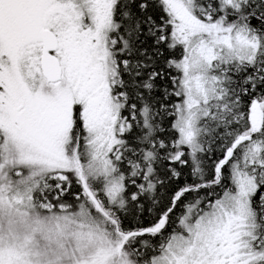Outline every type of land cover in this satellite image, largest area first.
Segmentation results:
<instances>
[{
  "label": "snow or ice",
  "instance_id": "6c2138e0",
  "mask_svg": "<svg viewBox=\"0 0 264 264\" xmlns=\"http://www.w3.org/2000/svg\"><path fill=\"white\" fill-rule=\"evenodd\" d=\"M0 264H264V0H0Z\"/></svg>",
  "mask_w": 264,
  "mask_h": 264
}]
</instances>
